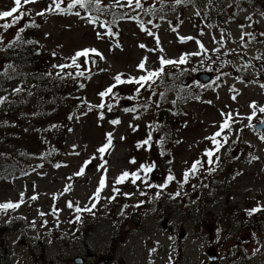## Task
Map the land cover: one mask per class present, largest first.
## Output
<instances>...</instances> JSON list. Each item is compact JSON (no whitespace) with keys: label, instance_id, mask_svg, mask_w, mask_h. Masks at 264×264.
<instances>
[{"label":"rangeland","instance_id":"obj_1","mask_svg":"<svg viewBox=\"0 0 264 264\" xmlns=\"http://www.w3.org/2000/svg\"><path fill=\"white\" fill-rule=\"evenodd\" d=\"M159 1L140 0V8L150 12ZM71 2L61 0L60 6L67 8ZM165 2L175 7L169 19L156 27L148 25L151 30L136 21H119L114 29L118 37L108 35L106 26L90 23L84 13L77 15L79 5L69 14L47 11L50 6L55 9L53 0L24 5L27 15L11 28L0 27L2 42H11L23 28L26 43L32 41L44 56H51L48 68L71 80L68 99L48 100L34 89L36 83L26 75L27 69L17 72L12 63L0 62V133L4 136L0 144L6 142L4 148L25 161V170L33 168L13 180H0V203L19 202L23 193L19 209L0 212V219L13 232L5 245L0 241V264H75V257L84 258L86 253L104 255L117 264H209L207 252L212 247L221 256V264H264V211L248 214L255 205L264 207V140L249 126L264 117L258 111L264 107V0ZM104 6L114 8L104 14L96 11L107 21L110 15L117 18L136 9L127 0H100L99 7ZM11 7L13 0H0V11ZM10 19L0 20V25ZM243 33L255 39L245 35L242 40ZM180 37L192 39L182 42ZM85 48L97 49L103 59L90 53L77 59V63L82 60L79 68L58 67ZM13 50L14 46L6 51ZM185 54L184 64H174L155 79L165 76L155 96L150 89L138 93L136 86L123 83L103 109L97 107L108 101L109 96L102 98L99 93L115 84L116 75L123 74L124 80L138 78L146 75L138 68L145 58L146 69L157 70L161 56L179 60ZM212 68L220 73L213 85L204 87L195 76ZM186 78L192 79L188 91L182 84ZM17 88L21 91L16 92ZM231 94L237 95L235 100ZM20 95L27 97L23 106ZM176 98L181 106L172 105ZM80 101L82 115L65 121L62 112L76 113ZM127 101L131 106L122 108ZM232 113L253 119L237 121L240 125L222 144L226 150L219 159L212 156L209 164L205 153L216 146L207 137L223 116ZM111 115L120 117V123L113 125ZM108 133L113 136L112 147L101 154L97 149L107 142ZM149 133L151 151L143 144ZM39 137L48 144L44 150H52L50 161L32 155L42 151ZM233 151L240 154L238 161L231 158ZM89 160L84 174L74 175ZM195 161L201 163L185 183L184 173ZM102 164L107 178L110 174L103 203L101 195L98 202L89 199L105 175ZM152 164L151 172L140 171L141 179L135 184L130 178L115 184L123 171L137 172L141 165ZM167 174L175 179L159 190L168 182ZM68 185L71 189L65 192ZM33 195L38 199L32 200ZM69 201L73 208L67 207ZM77 204L92 210L77 213ZM182 228L186 236L179 240Z\"/></svg>","mask_w":264,"mask_h":264},{"label":"snow or ice","instance_id":"obj_2","mask_svg":"<svg viewBox=\"0 0 264 264\" xmlns=\"http://www.w3.org/2000/svg\"><path fill=\"white\" fill-rule=\"evenodd\" d=\"M36 0H13V7H11V9L9 10H5V11H0V20L2 19H5V18H11V22L10 23H4L2 25H0V27H3L5 29H8V28H11L13 25L17 24L25 15H27L28 13L22 11L21 9L23 8L24 5H27L29 3H35ZM117 2H119V0H117ZM177 3H180L181 0H176ZM53 3L55 4V9H53L51 6L47 9V11L51 12L53 10L55 11H58V12H70L71 9L73 7H75L76 5H79L80 7H87L88 5H91V4H95L97 5V7L99 6V3H100V0H72L71 3H69L67 5V9H63L61 8L60 4H61V0H53ZM133 3H135V7L136 8H140L141 7V3H140V0H127V4L128 6H132ZM99 10V9H98ZM17 13H19L18 15H16ZM44 13L43 12H40L38 13V15H43ZM77 15H79V13H76ZM248 19H251V17H249ZM94 22V21H93ZM243 27V26H241ZM24 29L21 28L19 30V32H23ZM108 35H113L111 29L109 28L108 29V32H107ZM247 35L250 39H255V36L252 35L251 33H243L242 34V37L241 39L243 40V37ZM261 35H264V33H262ZM21 39V36L19 33H17V36H16V40L19 41ZM186 39H192V37H180V40L183 42L184 40ZM29 43H32V41H28ZM157 43H159V40L157 38ZM140 47H145L144 45H140ZM201 49H203V45L201 44L200 45ZM161 51H163V49H160ZM218 51V49H217ZM95 54L96 56H99L101 59H103V55L97 51V49L95 48H85L81 51H77L75 53L74 56L71 57V65H68V64H62V65H59L58 67L63 70L64 68H67V67H76V68H79L80 65L77 63V59L80 58V57H89V54ZM191 55H199V53H192ZM186 58H187V54L185 55H182L179 60H171V59H165L163 56H161L159 58V63L161 65V67L157 70H147L146 69V62H147V58H145L144 60H142L139 65H138V68L142 71H145L146 72V75H141L139 76L138 78H130L128 80H124L122 79V75L123 74H118L114 77V80L116 82V84H113L111 85L110 87H108L105 91L99 93V95L103 98V97H107L109 96L110 93H112V90L113 88L117 85V84H123V83H136L138 85H140V87H144L145 85H148L150 87V84L149 82L150 81H153L154 82V78H159L163 73H164V68L163 66L164 65H174V64H184L186 62ZM54 67H57L54 65ZM78 75H84L83 72H79ZM261 87H264V85H261ZM16 92H19L21 91L20 88H17L15 89ZM137 92H139V88L137 89ZM235 98V97H233ZM2 102V101H0ZM97 107L103 109L105 107V104L104 103H101L99 104ZM250 107L253 109V115H255V112L257 110V105L255 103H253L252 105H250ZM108 109L109 111L111 110V105L108 106ZM126 111H135V109H126ZM258 111L260 113H264V107H260L258 109ZM228 118L224 121V123L221 125V130L220 131H217L213 136L211 137H207V139H210L213 144L216 146V151H219V149L223 146L221 144V142L219 140H217V137H220L222 132L225 130V129H230V123L229 121L231 120V114H227ZM71 119V117H69ZM103 118V114H101V119ZM138 118V117H137ZM250 122L251 120L253 119V116H249L247 118ZM111 123L113 125H116V124H119L120 121L119 119H116V120H112ZM260 124L261 125H264V119H262L260 121ZM250 127H256L255 125H251V123L249 124ZM258 131H261L260 129H257ZM260 138L262 140H264V131H262V134L260 135ZM227 136L224 137V142H227ZM151 141V133H149V136H148V139L144 140L143 141V144H149ZM112 142H113V136H112V133H108L107 134V142L101 146L100 148L97 149V151L101 154L105 153L108 149H110L112 147ZM78 154V153H77ZM205 155L209 158L208 159V163L211 164L213 161H212V156H213V152L212 151H207L205 153ZM132 163H135V161H131ZM91 163V161H85L84 162V165L81 166L80 170L75 173L74 175L76 176H80V175H83L84 174V171H85V168L87 167V165ZM106 163V162H105ZM200 161H196L192 164L191 166V169L189 171H186L184 173V182L186 183L188 181V178L191 174H194L197 169H198V166L200 165ZM60 165L57 164L56 167H59ZM101 168H104V165H100ZM155 167L154 164L152 165H141L140 167V170L137 171V172H128V171H123L118 177H116L115 179V184L116 185H119V184H122L124 183L126 180H128L129 178L131 179V182L133 184L136 183L137 180H140L141 179V176H140V171H143L145 173H148V172H151L152 169ZM104 171H105V175L104 176H101L100 180H99V186L97 187L95 193L93 194V199H95L97 202L99 201L100 199V193L103 191V189L107 186L106 184V172H107V169L104 168ZM71 179V178H69ZM175 177L172 176L171 174L167 177V181L168 182H171L172 180H174ZM167 186V183L163 184V185H160L159 187L161 188H164ZM71 189V185H68L66 186L65 188V192L69 191ZM113 192L114 193H119V189L116 188V187H113ZM180 193L177 192L176 195H179ZM125 196H129L130 194L129 193H124ZM141 195H144V193L142 192ZM57 198V197H54V199ZM32 200H36L38 199V196L36 195H33L31 197ZM110 200H113L115 199V195L110 197L109 198ZM23 203V193L21 194V200L19 202H12V201H7V202H4V203H0V212H7L9 209L11 210H15L17 208L20 207V205ZM67 207L69 208H73L74 205L71 201L68 202L67 204ZM95 207V204L92 205V208ZM92 209L91 208H88V207H85L84 209H81L78 204L75 206V211L77 213L81 212V211H91ZM260 209L259 208H253L251 210L248 211V214L249 215H252L253 213L259 211ZM57 210L54 208L53 209V214H56ZM41 216L45 215L43 212L40 213ZM80 217L77 216V219H79ZM45 223H47L45 221ZM33 226H35V222H33ZM152 251H155V249H153Z\"/></svg>","mask_w":264,"mask_h":264},{"label":"trees","instance_id":"obj_3","mask_svg":"<svg viewBox=\"0 0 264 264\" xmlns=\"http://www.w3.org/2000/svg\"><path fill=\"white\" fill-rule=\"evenodd\" d=\"M80 7V6H79ZM81 10L86 13L88 16L94 17L95 13L94 11H98L99 13L104 14V12L109 13V10H113L112 7H102L95 4L88 5L87 7H80ZM99 9V10H98ZM175 10V7L173 3L167 4L164 0H160L157 7L154 8L152 11L157 13V17H164L167 15L168 12H171ZM17 13L16 15H18ZM104 16V15H103ZM111 17L113 15H110ZM102 20H105L104 18H100ZM11 20V19H10ZM9 20V21H10ZM143 21L142 19H140ZM111 28L115 26L114 19L107 21ZM23 33H20L21 39L19 41L13 39L11 42H2L0 39V62L4 61L6 65L11 64L16 68L15 71L20 72V68L27 69L29 74H26L27 76L36 83L34 89L38 91V93L48 99L53 100L56 96H63L66 97L68 91H69V84L71 82L70 79L65 78L64 75H56L54 72L50 70L49 67V60L50 57H46L42 54V50L37 46V44L33 43H26V39L22 37ZM14 46V50L11 52H7L6 50L9 47ZM8 60V62L6 61ZM8 70L5 69L4 72ZM22 72V71H21ZM162 81V80H161ZM26 95H20V106H23L26 100ZM66 99H68L66 97ZM78 110L76 113L72 114V112L69 111H63L62 116L63 119L66 120H73L75 118H78L82 115L80 112L82 110V107H84V103L80 101ZM66 109V107L64 108ZM80 112V113H79ZM71 117V119L69 118ZM70 124V122H68ZM62 125V124H60ZM71 128H65L62 132V134H66L68 130ZM3 136L0 133V137ZM4 137V136H3ZM41 140V144L43 146L42 151L38 152L37 154H32L33 156L37 157L39 160L50 161L49 158L52 156V150L45 149L44 147L48 146V144L45 143V138L39 137ZM7 143L3 141V144H0V180H12L17 175H23L25 173H28V170H25V161L24 160H17L12 153L7 151L4 147ZM26 153V152H24ZM219 159V157H216ZM33 169V168H32ZM10 228L8 225L3 224L2 219H0V241L5 243V237L8 233H10Z\"/></svg>","mask_w":264,"mask_h":264},{"label":"water","instance_id":"obj_4","mask_svg":"<svg viewBox=\"0 0 264 264\" xmlns=\"http://www.w3.org/2000/svg\"><path fill=\"white\" fill-rule=\"evenodd\" d=\"M199 80L200 81H202V82H208L209 80H210V75L209 74H201L200 76H199ZM256 127L254 128L256 131H258L257 129H260L261 131H258V132H262V131H264V125H261L260 123L259 124H256L255 125ZM184 236H185V231L184 230H182L181 232H180V238L182 239V238H184ZM214 254V250H211L210 252H209V255L212 257V255Z\"/></svg>","mask_w":264,"mask_h":264},{"label":"flooded vegetation","instance_id":"obj_5","mask_svg":"<svg viewBox=\"0 0 264 264\" xmlns=\"http://www.w3.org/2000/svg\"><path fill=\"white\" fill-rule=\"evenodd\" d=\"M22 244H24V243H22ZM91 261H93V262H91ZM95 262H96V258L87 254L84 258H82L81 264H95Z\"/></svg>","mask_w":264,"mask_h":264}]
</instances>
